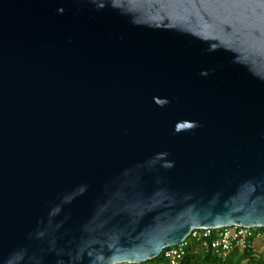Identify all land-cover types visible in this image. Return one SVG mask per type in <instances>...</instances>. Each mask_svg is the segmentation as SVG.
Instances as JSON below:
<instances>
[{
	"label": "water",
	"instance_id": "obj_1",
	"mask_svg": "<svg viewBox=\"0 0 264 264\" xmlns=\"http://www.w3.org/2000/svg\"><path fill=\"white\" fill-rule=\"evenodd\" d=\"M232 225L264 227V0H0V264Z\"/></svg>",
	"mask_w": 264,
	"mask_h": 264
},
{
	"label": "built area",
	"instance_id": "obj_2",
	"mask_svg": "<svg viewBox=\"0 0 264 264\" xmlns=\"http://www.w3.org/2000/svg\"><path fill=\"white\" fill-rule=\"evenodd\" d=\"M260 228L242 225L194 228L181 242L163 248L160 253L167 264H181L187 250L194 244L196 249H209L215 256L224 258L233 248L242 249L253 245V239L263 234Z\"/></svg>",
	"mask_w": 264,
	"mask_h": 264
},
{
	"label": "trees",
	"instance_id": "obj_3",
	"mask_svg": "<svg viewBox=\"0 0 264 264\" xmlns=\"http://www.w3.org/2000/svg\"><path fill=\"white\" fill-rule=\"evenodd\" d=\"M264 233V227L260 228ZM192 246L187 250L181 264H264V258L255 253L254 243L242 249L233 248L224 258L215 256L208 250L196 249ZM141 264H167L161 253Z\"/></svg>",
	"mask_w": 264,
	"mask_h": 264
},
{
	"label": "rangeland",
	"instance_id": "obj_4",
	"mask_svg": "<svg viewBox=\"0 0 264 264\" xmlns=\"http://www.w3.org/2000/svg\"><path fill=\"white\" fill-rule=\"evenodd\" d=\"M255 253L264 258V233L253 239Z\"/></svg>",
	"mask_w": 264,
	"mask_h": 264
}]
</instances>
